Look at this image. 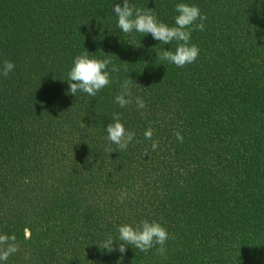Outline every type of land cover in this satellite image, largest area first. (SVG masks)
<instances>
[{"label":"trees","instance_id":"obj_1","mask_svg":"<svg viewBox=\"0 0 264 264\" xmlns=\"http://www.w3.org/2000/svg\"><path fill=\"white\" fill-rule=\"evenodd\" d=\"M118 2L0 0V69L15 65L0 75V234L17 245L0 264H264V0H129L169 26L178 3L206 15L183 68L156 55L176 41L119 29ZM86 52L111 60V82L74 97ZM126 78L145 108L114 102ZM113 113L135 137L110 153ZM144 219L168 231L164 255L102 248Z\"/></svg>","mask_w":264,"mask_h":264},{"label":"clouds","instance_id":"obj_2","mask_svg":"<svg viewBox=\"0 0 264 264\" xmlns=\"http://www.w3.org/2000/svg\"><path fill=\"white\" fill-rule=\"evenodd\" d=\"M112 12L117 17V26L125 33L130 34L133 31L151 37L158 41L159 44L170 45L173 41L177 42L174 51L163 48L156 52L160 60L174 64L178 68H183L186 64L194 63L199 55V48L195 44L190 43L193 31H203L206 15H202L199 7L186 3H178L175 5L174 25L161 22L157 19L155 13L149 9L138 8L129 3V0H119L118 3L112 5ZM88 52V51H87ZM77 55L70 70L68 71V91L75 97L78 91H82L89 96L95 97L96 94L108 86L111 82L110 73L107 66L111 64L110 59L90 58L87 54ZM15 65L8 60L3 61L0 75L7 77L14 69ZM119 67L113 65L111 72L118 73ZM131 78H126L121 84V91L115 96L114 102L121 108H124L133 102L138 109L146 107L144 100L139 97H133L131 92ZM121 114L113 113L112 122L106 127V139L115 144L113 151L126 150L128 144L135 137L132 131H126L120 122ZM152 130L147 129L144 136L147 140H152ZM178 141L182 142L183 137L180 132L175 133ZM158 141H152V149L155 150ZM123 202V195L118 197ZM118 239L121 243L117 244L111 236H108L102 244V248L107 252L119 251L124 254L128 245L139 249L141 252H147L149 249L156 248L157 254L164 255L166 253L165 243L169 239L168 231L157 221L141 220L137 225L129 224L120 225L117 228ZM17 251L15 236L0 234V261H7L9 255Z\"/></svg>","mask_w":264,"mask_h":264}]
</instances>
